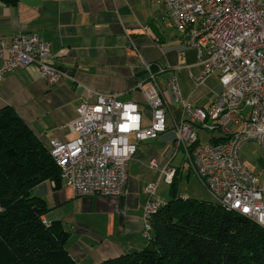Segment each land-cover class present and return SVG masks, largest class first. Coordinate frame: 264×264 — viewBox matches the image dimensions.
<instances>
[{
    "label": "crops",
    "instance_id": "1",
    "mask_svg": "<svg viewBox=\"0 0 264 264\" xmlns=\"http://www.w3.org/2000/svg\"><path fill=\"white\" fill-rule=\"evenodd\" d=\"M23 31H36L49 41L52 60L67 75L50 83L34 66L16 67L0 81V108L13 106L49 146L53 137L68 140L77 136L67 123L77 116L76 108L86 98L97 99V92H118L120 98L138 102L149 114L138 82L146 76L145 62H152L155 69L164 67L155 77L170 103L169 124L159 137L138 142L122 194L76 195L63 178L59 184L44 180L33 190L47 200L45 219H60L70 231L66 244L79 264H98L144 247L149 242L144 218L150 196L147 184L157 182L156 196L163 203L167 200L158 193L159 183L165 178L151 165V159L156 158L160 166L173 165L176 181L182 176L185 160L189 161L186 154L181 162L176 161L182 148L175 150L173 146L174 124L181 118L182 109L168 78L177 74L183 98L210 107L223 89L220 71L197 84L194 75L203 69L197 49L185 44L183 32L165 13L164 6L153 0H0V40L5 38L10 44L13 35ZM142 83L145 87L150 80ZM88 87L94 90L90 96ZM249 111L248 106L239 109L228 123H234L232 128L209 129L205 142L228 140L211 138L231 136L242 129ZM198 134L200 141L204 140L199 130ZM262 166L263 158L258 156L253 171L259 173Z\"/></svg>",
    "mask_w": 264,
    "mask_h": 264
},
{
    "label": "built area",
    "instance_id": "2",
    "mask_svg": "<svg viewBox=\"0 0 264 264\" xmlns=\"http://www.w3.org/2000/svg\"><path fill=\"white\" fill-rule=\"evenodd\" d=\"M164 6L165 13L183 32L185 44L198 51L203 69L194 75L201 84L214 71H220L223 89L214 99V107L196 105L183 98L179 78L172 74L168 84L182 116L175 121V150L182 148L196 174L209 190L220 197L223 206L240 211L264 226V156L260 173L245 165L241 147L256 140L264 147V0H153ZM51 43L36 31L15 33L8 44L0 40V81L16 67L34 66L40 77L57 82L67 72L51 58ZM146 76L138 82L150 108L149 123L139 103L120 98L118 92H97V99L86 98L67 123L77 136L50 139V152L61 168L63 179L76 195H119L129 181V162L137 152L138 142L155 139L169 124L171 112L163 90L156 81L152 62H145ZM150 84L143 86V80ZM87 88V94L93 93ZM249 106L242 129L215 145H202L197 126L215 129L235 118L239 109ZM201 110L210 111V119H201ZM151 165L167 181L176 169ZM262 175V177H261ZM157 182H149L150 196L145 204V235L151 237L150 218L160 203ZM2 207L0 206V210ZM45 222L49 223L47 219Z\"/></svg>",
    "mask_w": 264,
    "mask_h": 264
},
{
    "label": "trees",
    "instance_id": "3",
    "mask_svg": "<svg viewBox=\"0 0 264 264\" xmlns=\"http://www.w3.org/2000/svg\"><path fill=\"white\" fill-rule=\"evenodd\" d=\"M62 178L50 146L13 106L1 107L0 264H79L66 244L70 231L60 219L45 222L47 200L33 191ZM173 180V197L150 218L148 244L98 264H264L263 225L220 202L177 196L176 173Z\"/></svg>",
    "mask_w": 264,
    "mask_h": 264
},
{
    "label": "rangeland",
    "instance_id": "4",
    "mask_svg": "<svg viewBox=\"0 0 264 264\" xmlns=\"http://www.w3.org/2000/svg\"><path fill=\"white\" fill-rule=\"evenodd\" d=\"M144 113H145V117L148 118L146 119V121L149 120L151 112L149 114L148 112H144ZM233 125L234 123H230L228 127L232 128ZM197 128L201 134V138L204 139L202 140V142H205L209 136V129L199 126H197ZM241 154H242V159L246 164V166H248L253 170V168H255L256 166L258 156H262V158L264 156V147L256 141L253 140L247 141L242 147ZM177 156L178 157L176 158V161L181 162L182 158H184L185 156L184 150L180 149ZM181 175L182 176L179 177L177 181V192H176L177 196L183 195L187 197V195L185 194H188V196L197 199H204L206 201L213 203L220 202L217 199V197L205 185V183L200 179V177L196 174V172L194 171L191 165L190 160L189 161L185 160ZM159 184H160L158 189L159 195H162L167 199L173 197L172 194L170 193V186H171L170 182H167L164 179H162V181Z\"/></svg>",
    "mask_w": 264,
    "mask_h": 264
},
{
    "label": "bare ground",
    "instance_id": "5",
    "mask_svg": "<svg viewBox=\"0 0 264 264\" xmlns=\"http://www.w3.org/2000/svg\"><path fill=\"white\" fill-rule=\"evenodd\" d=\"M210 107H214V103L213 104H211V106ZM201 119H210V111L209 110H201ZM228 125V124H227ZM200 140V139H199ZM226 141H228V140H226ZM249 141H252V140H249ZM253 141H256V140H253ZM223 141H221V142H211V141H209V142H202V145H215V144H218V143H222ZM256 142H258V141H256ZM246 143V142H245ZM244 143V144H245ZM259 143V142H258ZM243 144V145H244ZM260 144V143H259ZM185 152V151H184ZM186 154V153H185ZM246 165V164H245ZM175 173H176V169H173L170 173H169V175H168V178H167V181L168 182H172V180H173V178H174V176H175ZM161 176V175H160ZM201 179V178H200ZM174 181V180H173ZM217 199L220 201V197H217ZM163 204V202H161L160 201V203L157 205V206H155L154 207V209H153V212H155L158 208H160L161 207V205ZM226 208H229L230 209V207L229 206H225ZM240 212V211H239Z\"/></svg>",
    "mask_w": 264,
    "mask_h": 264
}]
</instances>
